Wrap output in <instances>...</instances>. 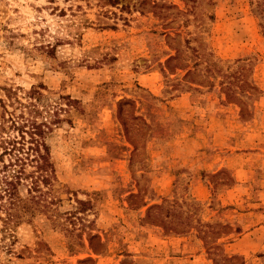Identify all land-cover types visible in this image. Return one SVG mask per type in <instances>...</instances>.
Wrapping results in <instances>:
<instances>
[{"label":"rangeland","instance_id":"obj_1","mask_svg":"<svg viewBox=\"0 0 264 264\" xmlns=\"http://www.w3.org/2000/svg\"><path fill=\"white\" fill-rule=\"evenodd\" d=\"M32 89L57 181L0 264H264V0H0V125Z\"/></svg>","mask_w":264,"mask_h":264},{"label":"trees","instance_id":"obj_2","mask_svg":"<svg viewBox=\"0 0 264 264\" xmlns=\"http://www.w3.org/2000/svg\"><path fill=\"white\" fill-rule=\"evenodd\" d=\"M11 94L14 110L5 108L7 116L0 125V210L5 213L4 222L8 226L22 201L20 186L26 185L29 194L34 193L39 201L48 194L43 188L57 181L45 139L60 121L58 113L62 110L42 105L39 101L42 93L37 89L25 93V102L16 91ZM155 208L161 211L162 206Z\"/></svg>","mask_w":264,"mask_h":264},{"label":"crops","instance_id":"obj_3","mask_svg":"<svg viewBox=\"0 0 264 264\" xmlns=\"http://www.w3.org/2000/svg\"><path fill=\"white\" fill-rule=\"evenodd\" d=\"M200 200H202V197L201 198H199ZM179 244L178 245H181V244H183V247H185V242H186V239H184V238H182V239H179ZM175 243H177V242H171V245H173V247H175ZM234 244H236V243H234Z\"/></svg>","mask_w":264,"mask_h":264}]
</instances>
